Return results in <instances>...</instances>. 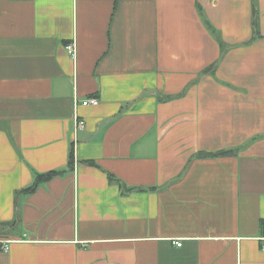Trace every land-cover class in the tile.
<instances>
[{
    "label": "crops",
    "instance_id": "crops-1",
    "mask_svg": "<svg viewBox=\"0 0 264 264\" xmlns=\"http://www.w3.org/2000/svg\"><path fill=\"white\" fill-rule=\"evenodd\" d=\"M16 210L0 264H264V0H0V222Z\"/></svg>",
    "mask_w": 264,
    "mask_h": 264
},
{
    "label": "trees",
    "instance_id": "trees-1",
    "mask_svg": "<svg viewBox=\"0 0 264 264\" xmlns=\"http://www.w3.org/2000/svg\"><path fill=\"white\" fill-rule=\"evenodd\" d=\"M203 20H204V24L207 27V29L213 34V36L215 37V39L219 43V47L221 49V55H222L224 53V51L227 49V47H228L227 44H225V42H223V40L221 39V36L219 34V31L210 23V21L207 18H205V16H203ZM255 25H256V22H255V16H254V18H253V27H255ZM215 66H216V63L212 64L210 67L204 69L202 71V73H205L207 71L212 73L214 71V69H215ZM185 90H186V88L181 93H179L178 95H175V96L183 95L185 93ZM171 97L172 96H168L167 98L169 99ZM231 153H233L232 149L224 150V151H218V152H214L212 154L213 155H228V154H231ZM73 162H74V155H73V149L71 148L70 149V153H69V159H68L67 168L54 169V170H49V171H46V172H38V171L32 170V172H33V180H32V182L28 186L22 188L21 190L16 191L15 194H17L19 192L20 193H31V192H33L40 183L45 182V181L49 180L50 178H52L54 176L61 175L65 171L71 170L72 167H73ZM83 162H85L88 165L99 167V165L94 160H84ZM107 175H108V178H109L110 181L118 182L122 192H131V191H133L135 189L141 190L140 188H127L124 185H122V183L116 177H114V175H112L111 173L108 172ZM19 219H20V213H19V210H16L15 219L13 221L0 222V232H2L4 230V227L7 226V225H12L13 226V225L17 224L19 222Z\"/></svg>",
    "mask_w": 264,
    "mask_h": 264
},
{
    "label": "built area",
    "instance_id": "built-area-1",
    "mask_svg": "<svg viewBox=\"0 0 264 264\" xmlns=\"http://www.w3.org/2000/svg\"><path fill=\"white\" fill-rule=\"evenodd\" d=\"M65 49L67 50V52L71 55H75V44L74 42H70V43H67L65 45ZM99 100L97 97H87L85 99H82L81 101H78L75 97L74 99V107L76 109V107L80 104V105H96L98 104ZM75 121H76V127H83L84 126V121L82 119H80L78 117V115L75 113ZM260 241H261V249L264 250V234L259 237ZM9 242L10 241H0L1 245H0V248L4 251H7L8 248H9ZM182 244L181 241H177L176 242V245L177 246H180Z\"/></svg>",
    "mask_w": 264,
    "mask_h": 264
}]
</instances>
